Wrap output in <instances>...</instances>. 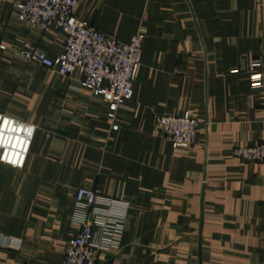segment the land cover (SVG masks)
I'll return each mask as SVG.
<instances>
[{"label": "crops", "instance_id": "1", "mask_svg": "<svg viewBox=\"0 0 264 264\" xmlns=\"http://www.w3.org/2000/svg\"><path fill=\"white\" fill-rule=\"evenodd\" d=\"M19 16L0 0V114L37 131L23 169L0 164V264H63L80 188L123 207L102 262L264 264V163L235 155L264 144V89L251 83L264 0H81L74 16L95 30L123 44L146 35L134 99L115 121L79 75L18 58L25 45L51 59L64 48ZM188 110L199 145L175 150L156 118Z\"/></svg>", "mask_w": 264, "mask_h": 264}, {"label": "built area", "instance_id": "2", "mask_svg": "<svg viewBox=\"0 0 264 264\" xmlns=\"http://www.w3.org/2000/svg\"><path fill=\"white\" fill-rule=\"evenodd\" d=\"M80 1L15 0L21 22L64 39L63 52L55 59L30 45L20 50L18 58L63 77L79 75L84 88L104 99L108 117L115 121L120 109L134 99L146 35L140 31L129 44L120 43L74 16ZM1 49L6 50V47ZM251 83L255 90L264 89V43L261 58L253 64ZM156 128L175 150L189 151L199 145L200 121L194 110L181 116H159ZM113 130L118 131L119 125L114 124ZM36 131L32 125L0 114V164L23 169ZM235 155L263 164L264 144L238 148ZM75 204L79 229L63 264H107L100 261L101 255L111 253L118 246L124 231L121 203L102 197L93 189L80 188L75 194Z\"/></svg>", "mask_w": 264, "mask_h": 264}]
</instances>
